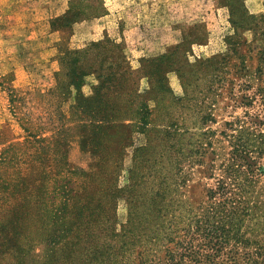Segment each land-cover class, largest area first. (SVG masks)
Masks as SVG:
<instances>
[{
    "label": "trees",
    "instance_id": "obj_1",
    "mask_svg": "<svg viewBox=\"0 0 264 264\" xmlns=\"http://www.w3.org/2000/svg\"><path fill=\"white\" fill-rule=\"evenodd\" d=\"M187 37L135 68L108 36L65 46L33 94L0 73V264H264V45L250 68L231 43L189 61ZM223 92L259 107L212 129ZM76 134L93 171L67 158Z\"/></svg>",
    "mask_w": 264,
    "mask_h": 264
},
{
    "label": "rangeland",
    "instance_id": "obj_2",
    "mask_svg": "<svg viewBox=\"0 0 264 264\" xmlns=\"http://www.w3.org/2000/svg\"><path fill=\"white\" fill-rule=\"evenodd\" d=\"M74 10L79 13L72 17ZM91 13L100 15L93 17ZM186 31L191 40L186 52L189 61L224 53L231 43L252 68L254 51L248 50L249 46L264 45V0H0V73L10 71L17 90L33 94L52 86L58 54L65 46L81 48L108 36L121 43L135 68L139 58L165 51L180 42ZM85 79L82 91L87 93L95 80L92 76ZM168 80L173 92L180 94L172 73ZM139 84L144 85L142 79ZM221 94L214 107V122L207 123L212 129L219 130L224 121L241 115L244 109L254 111L259 107L257 102L245 107L238 96ZM5 120H9L6 95L0 91V124ZM67 158L87 171L96 168V157L90 154L84 134L67 140ZM195 171L192 184L200 178ZM198 189L195 187L194 193ZM124 211L119 202V221ZM40 256L37 248L29 254L30 258Z\"/></svg>",
    "mask_w": 264,
    "mask_h": 264
}]
</instances>
